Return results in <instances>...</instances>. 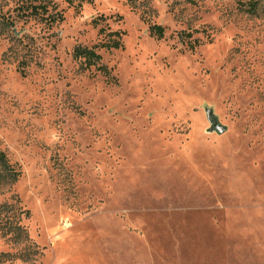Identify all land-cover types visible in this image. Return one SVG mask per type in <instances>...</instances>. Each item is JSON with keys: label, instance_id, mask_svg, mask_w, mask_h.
I'll return each instance as SVG.
<instances>
[{"label": "rangeland", "instance_id": "obj_1", "mask_svg": "<svg viewBox=\"0 0 264 264\" xmlns=\"http://www.w3.org/2000/svg\"><path fill=\"white\" fill-rule=\"evenodd\" d=\"M30 1L0 0V204L26 232L0 264H264V0ZM107 31L108 75L81 69Z\"/></svg>", "mask_w": 264, "mask_h": 264}, {"label": "trees", "instance_id": "obj_2", "mask_svg": "<svg viewBox=\"0 0 264 264\" xmlns=\"http://www.w3.org/2000/svg\"><path fill=\"white\" fill-rule=\"evenodd\" d=\"M68 3L74 0H65ZM90 2L91 0H81ZM35 2V3H34ZM37 2V3H36ZM49 0H31L27 6L26 10L29 9L28 15L44 17L48 11ZM47 18L52 21L56 19H61L60 14L57 12L53 14H48ZM102 19V18H100ZM98 20H93L94 24H97ZM163 27L160 25L149 26L150 35L156 38H161L163 36ZM99 33H104V29H100ZM121 35L120 31H107L104 34V40L98 44L91 47L76 46L72 51V57L75 60H79L81 63V69L86 70L91 66L96 67L97 70L101 71L103 75H108V70L105 66L100 64V55L97 53L96 49L104 48L107 50L121 48ZM186 38L190 37V34H182ZM193 48V45L189 46ZM20 172L9 163L6 155L0 150V184L12 183L14 182ZM13 205L2 203L0 204V231L2 236L10 235L14 242L26 239V232L24 228L19 225L18 220L13 215Z\"/></svg>", "mask_w": 264, "mask_h": 264}, {"label": "water", "instance_id": "obj_3", "mask_svg": "<svg viewBox=\"0 0 264 264\" xmlns=\"http://www.w3.org/2000/svg\"><path fill=\"white\" fill-rule=\"evenodd\" d=\"M207 120L210 124L209 131H215L218 134H221L225 131V127L217 121L211 112L207 113Z\"/></svg>", "mask_w": 264, "mask_h": 264}]
</instances>
